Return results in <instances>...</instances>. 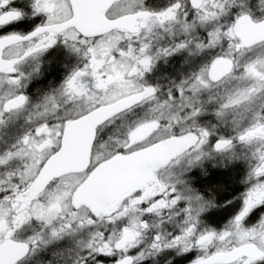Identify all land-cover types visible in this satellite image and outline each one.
I'll list each match as a JSON object with an SVG mask.
<instances>
[{"label":"snow or ice","instance_id":"1","mask_svg":"<svg viewBox=\"0 0 264 264\" xmlns=\"http://www.w3.org/2000/svg\"><path fill=\"white\" fill-rule=\"evenodd\" d=\"M235 4L172 0L156 10L144 0H0V28L39 20L30 31L0 33V129L21 115L27 123L15 142L0 147V264H18L77 234L86 238L69 249L65 264H89V257L103 264L94 254L136 264L171 248L196 249L190 264L264 262V212L245 223L264 205V15L241 6L221 23ZM59 44L76 62L33 103L28 82ZM213 48L216 54L173 81L167 95L145 79L161 58ZM141 105L144 115L116 140L119 147L101 154L98 127ZM206 112L215 123L199 121ZM219 152L247 161L248 187L240 210L217 229L200 218L211 201L171 168L183 162L186 171ZM154 217L161 220L150 223ZM164 220L178 231L162 230ZM26 228L32 234L19 239ZM150 228L157 229L150 244L129 254Z\"/></svg>","mask_w":264,"mask_h":264},{"label":"flooded vegetation","instance_id":"2","mask_svg":"<svg viewBox=\"0 0 264 264\" xmlns=\"http://www.w3.org/2000/svg\"><path fill=\"white\" fill-rule=\"evenodd\" d=\"M14 2L20 4L22 0H14ZM171 2L172 0H144L147 7L156 10L167 7ZM241 6L255 17L264 15V4L261 3V0H236V4L222 18L221 23H227L234 19ZM35 23H39L37 18H25L22 21L0 28V33L13 30L27 32L31 30ZM199 33L202 36L206 34L203 28L199 30ZM217 51V48L197 52L180 50L168 57L157 60L151 71L146 73L145 79L154 86L159 85V92L167 95V89L173 81H179L191 71L207 63ZM260 52L261 49L258 47L246 55H255ZM41 59L42 74L34 76L25 89L26 95L31 98L33 103L39 102L45 93L57 87L71 65L76 62L75 56L69 54L62 44L55 46V51L50 49L44 53ZM145 111L146 106H137L130 112L119 114L111 122H105L99 126L95 138L97 150L100 152L111 151L116 145V140L123 138L127 126L144 115ZM198 119L201 123L206 121L215 123L214 113L212 112L201 114ZM49 122H52V120L50 119ZM26 127L27 123L23 115L14 118L7 127L0 129V147L3 146V142H15V139L26 130ZM223 134L229 135L230 132L224 130ZM110 138L112 139L110 140ZM237 151L243 150L237 146ZM183 168L182 162L179 165H173L171 171L180 173L185 185L194 189L205 200L211 201V207H207L201 213L202 226L222 228L236 215L242 205L241 194L248 187L247 161L243 158L237 159L229 153L219 152L205 158L202 163L188 167L186 171H183ZM168 171V169H163L161 174L167 176ZM226 178L229 179V186H225ZM178 187H184V185ZM183 203L181 201V205ZM261 212H264V205L253 208L245 218V223L255 224L260 219ZM160 220L161 217H154L149 222L154 223ZM161 229L169 232L178 231L175 224L167 220L163 221ZM156 231V228L147 230L141 245L131 249L129 254L135 255L141 247L150 244ZM31 234V228H26L17 233L19 239H25ZM84 238L86 237L83 234L62 237L53 244L37 249L34 253L29 252L21 258L18 264H65L70 256L69 249L76 247V242ZM196 255V249L187 252H181L175 248L160 249L145 255L137 260L136 264H190V261ZM94 256L96 259H101L103 264H111L116 259L115 256H102L100 254H94ZM88 260L89 264H95V259L89 257ZM259 264H264V262H259Z\"/></svg>","mask_w":264,"mask_h":264},{"label":"trees","instance_id":"3","mask_svg":"<svg viewBox=\"0 0 264 264\" xmlns=\"http://www.w3.org/2000/svg\"><path fill=\"white\" fill-rule=\"evenodd\" d=\"M228 181H229V179L226 178V180H225V186H229L230 185Z\"/></svg>","mask_w":264,"mask_h":264},{"label":"clouds","instance_id":"4","mask_svg":"<svg viewBox=\"0 0 264 264\" xmlns=\"http://www.w3.org/2000/svg\"><path fill=\"white\" fill-rule=\"evenodd\" d=\"M115 147H117V148H118V147H119V145H115ZM104 152H106V151H104ZM104 152H101V154H104Z\"/></svg>","mask_w":264,"mask_h":264}]
</instances>
